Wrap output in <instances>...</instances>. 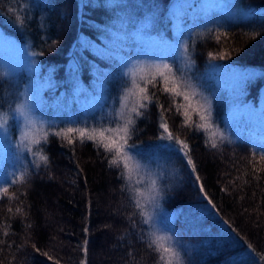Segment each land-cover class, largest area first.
Wrapping results in <instances>:
<instances>
[{
	"label": "trees",
	"instance_id": "1",
	"mask_svg": "<svg viewBox=\"0 0 264 264\" xmlns=\"http://www.w3.org/2000/svg\"><path fill=\"white\" fill-rule=\"evenodd\" d=\"M206 3L0 0V30L25 45L34 61L52 68L50 79L64 82L56 89L49 88L51 92H43L44 104L47 101L52 110L59 109L57 104L69 95H61L60 89L68 90L72 96L69 72L79 71L76 85L83 92L89 91L90 96L101 93L104 100L96 118L106 127H114L110 122L114 109L119 108L118 98L126 80L116 71L120 65L118 57L136 52L146 29L158 31L160 37L157 38L158 33L153 36L156 40L163 41L161 37L166 36L171 40L176 22L192 28L186 32L188 38L184 36L193 48L192 58L199 47L209 53L211 43L223 42V50L218 52L224 61L234 60L239 68H246L253 75L245 84L246 98L254 102L262 98L264 0H234L237 13L228 18L213 13L217 10L206 13ZM155 9L159 11L152 13ZM149 18L152 27L143 28L141 25ZM207 20L208 27L203 25ZM163 26L165 33L160 29ZM195 31L197 38L192 39ZM118 32L120 37L114 39ZM151 53L150 56L158 55L156 50ZM202 60L197 59L196 66ZM102 66L111 69L110 75L102 73ZM1 71L7 75L0 64ZM188 74L193 75V83L200 84L197 69ZM97 76L105 79V86L98 90ZM7 82L0 75V111L10 116L14 94ZM158 89L159 86L151 89L156 92V99L143 110L142 116L136 117L129 140L135 147L129 151L147 163V172L155 174L156 161L166 165L157 181L158 198L172 217L170 227L181 264H264V160H260V153L239 155L222 146H209L202 131L183 126L184 116L176 111L171 97ZM181 100L178 97L176 103ZM160 105L165 109L171 106L164 119L170 130L189 144L195 173L186 157L174 148L162 147L169 142L158 139L162 131ZM222 112L223 107L217 102L215 114L219 122ZM246 123L252 126L249 129L257 125ZM52 127L45 128L49 132L47 142L35 146L49 157L47 165L39 162L37 167V158L25 169L23 165L12 179L24 173L25 183L9 186V195L14 193L16 198H0V264H55L57 260L59 264H80L81 260H86V264H157L159 254L148 247L151 225L143 223L134 207L122 169L110 166V154L95 142L76 140L68 144L54 135L59 127ZM11 129L14 132L15 125ZM249 129L242 135L244 139V135L253 136ZM261 142L264 145V139ZM17 208L22 212L17 213ZM44 253L53 259L49 260Z\"/></svg>",
	"mask_w": 264,
	"mask_h": 264
},
{
	"label": "rangeland",
	"instance_id": "2",
	"mask_svg": "<svg viewBox=\"0 0 264 264\" xmlns=\"http://www.w3.org/2000/svg\"><path fill=\"white\" fill-rule=\"evenodd\" d=\"M205 1L207 2L204 5L206 9L203 10H206V13L217 10V12L214 11L213 13L221 14L227 18L237 13L234 0H217V3L214 4L210 0ZM147 11L151 12V9ZM157 11H159V9H155L152 13ZM203 25L208 27V20L205 21ZM141 26H144L143 28H151V19L149 18L146 20ZM160 29H162V32L164 31L163 33L167 31L164 26ZM191 30V27L180 24V22H176L173 24V38L170 40L167 36L161 37L163 41L153 38L154 34H157L158 31H156L157 33H153L147 29L144 30L146 34H143L145 35L144 37L141 36V42L139 45L140 48L138 49L137 47L135 49L136 52L129 55V57H126L125 55H118V59L120 58V65L116 71H119L122 74L124 66L129 64L131 61L136 60L153 61L167 59L169 63L176 64L179 67H185V63L190 60L191 65L186 70V76L190 78L193 75L188 74V72L193 68L197 69V76L200 84H194L198 86L200 91H202L205 96L211 99L212 118L215 124L221 128L228 137V139L223 143H218V146H222L231 152L236 151L239 155L250 152L260 153L262 151L261 145L263 144L261 141L264 139V131L260 127L264 128V120L242 118L241 113L245 109H252L255 113H259L264 110V90L262 91V98H259L256 102L253 100L249 101L246 98L245 84L247 79H251L253 75L249 73L246 68H239L238 64H235L234 60L226 62L223 58H221L222 55L218 52V50H223L221 46L223 42L214 41L211 43V47H214V49H210L211 47L209 48V53L213 50L211 56L208 57L209 53H207L206 50H202L203 48L201 46L197 51H194L195 56L197 57L194 56L192 58L191 49L193 50V48H190L191 44L188 43L189 41L187 42L184 40V36H186V39L188 38L186 32ZM196 35L197 32L195 31L191 38H197ZM119 37L120 34L118 32L114 34L113 38L116 39ZM158 37H160V34L157 35V38ZM225 39L223 38V40ZM175 45H183L184 47H178L175 59H173L172 57L174 56ZM98 46H100V44H98ZM155 50L158 55L150 56L149 53L152 54L151 52H155ZM164 52L169 55H165ZM32 57V52L25 45H22V43L0 30V64L7 71V75L3 76L8 80L7 83L9 89L14 94L12 105L13 109L17 103L27 98L29 103L34 105L33 112L34 118L37 121L36 127H39L42 123L44 129L48 126L51 128H53L52 126L59 127V129L77 125L80 127H94V124L98 125L102 123L100 122V118H96L100 113V106L104 102L102 95L101 93H92L90 96L89 91L83 92V90L76 85V81L79 77V71L72 70V73L70 70L69 74L72 79V96L68 90L60 89L61 95H69H67L61 103L57 104V106L60 107L59 109H56L55 107L52 110V107L48 106L49 104L47 101L46 104H44L43 99L45 96H43V92H48L49 88L56 89L64 82L53 77L50 79V76L53 73L52 68L45 67L41 64V62L38 63L35 61V64H33L32 62L34 59ZM238 58L242 59L240 57ZM197 59L203 60L196 66L195 62ZM102 68V73L105 75H110L112 72L111 69H107L106 66H102ZM100 79L102 78L97 76L95 82L96 90L102 89L105 86V79H103L102 87L100 86ZM190 80L193 81L191 78ZM217 102H219L223 107L221 122L217 120V115L215 114ZM55 110L57 111L54 112ZM195 118L196 116L193 114V120H197ZM246 122H252L254 125H257L249 129L252 126ZM12 125H15L14 132L11 129ZM248 129L253 136L250 137V134L244 135L245 139H248L245 140L242 135L245 130L247 132ZM24 130L25 122L23 118L10 112L9 122L6 129L0 131V176H6L9 181L18 169H20L23 165L25 169L36 159V157H33L27 151L21 152L19 149V141ZM12 134L14 135L12 136ZM241 141L245 143H242ZM206 143L211 146L207 140ZM33 150L37 151L35 146L33 147ZM139 161L141 164L147 166L144 169V172L148 173L151 179L156 180L157 187L159 189L157 181H159L161 172H165L166 165L162 164L161 161H156L154 174L152 172H147V168L149 169V167L146 162H143L142 160ZM143 185L145 187V184ZM146 210L153 217L152 222H150L152 231H155L157 234H167L172 237L173 230L170 227L172 217L161 207V201L159 198H157V204L155 206L148 205ZM172 245L177 250L173 237Z\"/></svg>",
	"mask_w": 264,
	"mask_h": 264
},
{
	"label": "snow or ice",
	"instance_id": "3",
	"mask_svg": "<svg viewBox=\"0 0 264 264\" xmlns=\"http://www.w3.org/2000/svg\"><path fill=\"white\" fill-rule=\"evenodd\" d=\"M17 19L20 20L19 17ZM22 22L20 20V23ZM217 39L219 40L220 37H217ZM178 47L184 46L175 45L173 59H175ZM209 55L211 56L212 54L210 53ZM32 63L35 64V61ZM190 65V60L185 63V67L169 63L167 59L131 61L124 66L122 72L126 80L118 98L119 108L114 109V118L110 122L115 125L114 127H106L103 123L95 127H80L77 125L60 128L54 133V135L65 139L68 144H73L76 140L80 142L85 140L93 141L102 147L106 153L110 154L111 159L109 160V164L110 166L122 169L121 175L125 179V187L131 192L130 198L134 201V207L139 210L138 214L143 217L144 224H149L153 220V217L146 208L148 205L155 206L157 204L160 191L158 190L156 180L150 179L148 173L144 172L147 166L141 164L137 157L129 151L135 147V145L129 143V140L134 131L133 126L136 123V117L142 116L144 114L143 110L148 108L149 103L156 99V92L151 91V89L159 86V91L171 97L176 111L180 112L185 118L183 126L202 131L211 147L216 148L218 143H223L228 139L225 132L215 124L212 118L211 99L205 96L198 86L186 76V70ZM0 75H6V73L0 72ZM102 85L103 79H100V86L102 87ZM178 97L182 98V100L176 103ZM33 108L34 105L30 104L29 100L25 98L17 103L14 109L10 108V111L23 118L25 122V130L21 134L19 149L21 152L27 151L33 157H36L38 159L36 166L38 167L39 162L47 165L49 157L43 154L42 151H34L33 146L41 145L42 141L47 142L49 132L44 129L42 123L39 127H36L37 121L34 118ZM170 110L171 106L165 109L163 105H160L159 128L162 131L158 139L169 141V144L162 145V147L174 148L176 152L186 157L187 164L191 166L192 172L195 173L196 166L191 157L189 144L170 130L167 120L164 119V113ZM193 114L198 117V122L197 120H193ZM241 116L247 119L264 120V110L255 113L252 109H245L241 113ZM8 122V112L0 111V131L6 129ZM261 148L260 160H264V145H261ZM253 155L255 156L256 153L253 152ZM255 170L260 171V169ZM196 179L199 181V176ZM25 181L26 177L24 173L15 176L10 181L6 176H0V182H2L0 183V198L3 195H8L9 199H15L14 193L9 195V186L17 183L22 184ZM141 184H145V187L141 188ZM201 191H204L202 185ZM8 211L11 212L12 209L9 208ZM16 212L20 213L22 209L17 208ZM85 231H87V228ZM4 234L7 235L6 232ZM148 236V247L159 254L157 264H181L180 253L173 247L171 236L157 234L155 231L148 233ZM87 244L88 241L86 239L84 241L85 247L83 248L85 254L87 252ZM248 247L252 248L250 244ZM36 251L39 252V249L37 248ZM253 251L255 250L253 249ZM43 255L49 260L53 259L47 253ZM55 264H59V261H55ZM80 264H86V260H81Z\"/></svg>",
	"mask_w": 264,
	"mask_h": 264
}]
</instances>
